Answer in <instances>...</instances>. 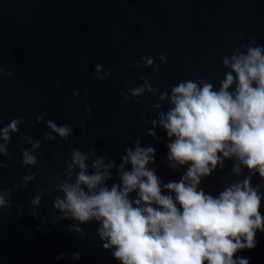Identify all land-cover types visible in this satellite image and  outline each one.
<instances>
[{
    "label": "water",
    "instance_id": "water-1",
    "mask_svg": "<svg viewBox=\"0 0 264 264\" xmlns=\"http://www.w3.org/2000/svg\"><path fill=\"white\" fill-rule=\"evenodd\" d=\"M250 39L264 46V0H0V128L13 118L24 121L8 146L11 158L0 156L8 165L0 169V189L12 191L11 207L0 208V264H121L102 247L95 221L81 225V235L70 231L75 221L59 218L51 187L55 176L63 177L72 148L94 149L96 156L119 164L139 138L142 147L155 148V163L149 167L161 181L178 182L188 165L171 170L166 132L157 127V138L148 135L158 96L146 91L137 103L122 93L130 95L129 87L139 86L141 77L161 93L180 81L201 78L218 90L227 71L222 57ZM161 54L166 63L159 60ZM147 56L156 57L158 74L143 65ZM134 63L143 70L133 68ZM96 65L111 75L98 80ZM164 106L167 110L169 105ZM44 112L48 116L38 122L36 116ZM49 119L71 125L72 136L46 140ZM24 135L41 142L39 164L33 168L40 176L26 187L20 148L30 145L21 140ZM233 164L227 160L199 187L217 196L226 184L243 179L232 174ZM112 176L109 185L118 182L115 170ZM252 183L264 185V180L257 174ZM44 186H50L52 195L33 206L31 199ZM260 191L264 194V187ZM260 212L264 215V201ZM256 241L254 249L236 255L249 264H264V232L257 231Z\"/></svg>",
    "mask_w": 264,
    "mask_h": 264
},
{
    "label": "clouds",
    "instance_id": "clouds-1",
    "mask_svg": "<svg viewBox=\"0 0 264 264\" xmlns=\"http://www.w3.org/2000/svg\"><path fill=\"white\" fill-rule=\"evenodd\" d=\"M159 60L166 63L167 57L161 54ZM142 61L159 73L156 57H143ZM222 63L227 71L218 90L201 78L180 81L170 92L161 93L141 77L139 86L129 87L130 95L122 93L126 101L135 98L137 103L146 91L158 96L152 105L157 115L150 121L148 135L157 138V127L166 132L171 170L188 165L178 182L161 181L156 169L149 167L155 163V148L142 147L139 138L134 147L126 148L119 164L96 156L94 149L87 153L71 149L63 177L56 175L51 186L57 193L53 207L59 218L76 222L70 231L83 235L81 225L95 221L102 247L111 250L121 264H249L247 258L236 254L254 249L257 231L264 232L260 212L264 185L252 183L257 174L264 180V46L250 39L230 56H223ZM132 67L141 69V64ZM110 75L102 65H96L98 80ZM73 95L79 97L80 93L74 90ZM87 112L91 115V107ZM47 116L44 112L36 119L44 122ZM23 122L22 117L13 118L0 128V156L11 158L8 146ZM46 126L50 131L45 139L50 142L57 136L67 141L73 134L68 124L58 125L49 119ZM21 140L30 145L20 148L26 187L40 176L39 169L34 172L33 168L39 164L41 142H34L29 135ZM227 160L234 161L232 174L243 179L226 184L217 196L207 194L199 187L202 178L212 175L217 167L223 170ZM7 167L0 161V169ZM245 168L248 175H243ZM113 170L118 182L109 185ZM132 193H136L134 199ZM44 195H52L50 186L41 187L30 203L39 206ZM11 196V190L0 189V208L11 207ZM74 258L79 259V253Z\"/></svg>",
    "mask_w": 264,
    "mask_h": 264
}]
</instances>
